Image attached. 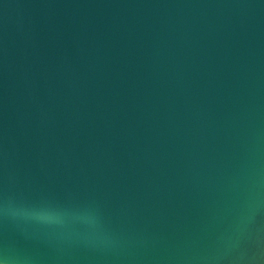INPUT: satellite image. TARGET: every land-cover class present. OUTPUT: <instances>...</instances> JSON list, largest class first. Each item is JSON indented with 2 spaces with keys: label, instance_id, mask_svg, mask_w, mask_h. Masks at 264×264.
<instances>
[{
  "label": "water",
  "instance_id": "1",
  "mask_svg": "<svg viewBox=\"0 0 264 264\" xmlns=\"http://www.w3.org/2000/svg\"><path fill=\"white\" fill-rule=\"evenodd\" d=\"M263 175L264 0H0V262L207 264Z\"/></svg>",
  "mask_w": 264,
  "mask_h": 264
},
{
  "label": "bare ground",
  "instance_id": "2",
  "mask_svg": "<svg viewBox=\"0 0 264 264\" xmlns=\"http://www.w3.org/2000/svg\"><path fill=\"white\" fill-rule=\"evenodd\" d=\"M261 185V194L256 197L250 213L237 225L235 235L229 233V238L215 253L216 260L207 264H257L261 259L264 254L261 239L264 235V181Z\"/></svg>",
  "mask_w": 264,
  "mask_h": 264
},
{
  "label": "rangeland",
  "instance_id": "3",
  "mask_svg": "<svg viewBox=\"0 0 264 264\" xmlns=\"http://www.w3.org/2000/svg\"><path fill=\"white\" fill-rule=\"evenodd\" d=\"M262 242L264 243V235H262ZM262 243V245H263ZM263 258L260 259V261L257 264H264V254H262Z\"/></svg>",
  "mask_w": 264,
  "mask_h": 264
}]
</instances>
